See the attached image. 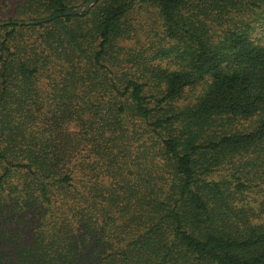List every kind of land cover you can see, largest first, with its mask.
I'll return each mask as SVG.
<instances>
[{"label":"trees","instance_id":"16d2710c","mask_svg":"<svg viewBox=\"0 0 264 264\" xmlns=\"http://www.w3.org/2000/svg\"><path fill=\"white\" fill-rule=\"evenodd\" d=\"M0 0V264H264V0Z\"/></svg>","mask_w":264,"mask_h":264},{"label":"water","instance_id":"95a60500","mask_svg":"<svg viewBox=\"0 0 264 264\" xmlns=\"http://www.w3.org/2000/svg\"><path fill=\"white\" fill-rule=\"evenodd\" d=\"M99 0H87L84 4H82L80 7L75 8L73 10L66 11L64 13H58L55 16L45 18V19H40V20H28V21H14L12 24H17V25H38L41 23H46L49 22L53 19L63 17V16H76V15H81L83 12L88 11L94 4H96ZM9 24L8 22H0V26Z\"/></svg>","mask_w":264,"mask_h":264},{"label":"rangeland","instance_id":"374dc122","mask_svg":"<svg viewBox=\"0 0 264 264\" xmlns=\"http://www.w3.org/2000/svg\"><path fill=\"white\" fill-rule=\"evenodd\" d=\"M256 37L260 39H264V29L262 31H258L256 33Z\"/></svg>","mask_w":264,"mask_h":264}]
</instances>
